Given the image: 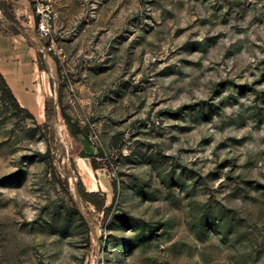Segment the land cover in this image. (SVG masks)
I'll return each instance as SVG.
<instances>
[{
	"label": "rangeland",
	"instance_id": "1",
	"mask_svg": "<svg viewBox=\"0 0 264 264\" xmlns=\"http://www.w3.org/2000/svg\"><path fill=\"white\" fill-rule=\"evenodd\" d=\"M51 4L56 118L0 76V264H264V0Z\"/></svg>",
	"mask_w": 264,
	"mask_h": 264
},
{
	"label": "crops",
	"instance_id": "2",
	"mask_svg": "<svg viewBox=\"0 0 264 264\" xmlns=\"http://www.w3.org/2000/svg\"><path fill=\"white\" fill-rule=\"evenodd\" d=\"M33 26L36 23L31 0H0V75L19 104L38 123H44L52 75L46 67L49 58L28 36ZM89 175L88 188L97 190L94 172L89 171Z\"/></svg>",
	"mask_w": 264,
	"mask_h": 264
},
{
	"label": "built area",
	"instance_id": "3",
	"mask_svg": "<svg viewBox=\"0 0 264 264\" xmlns=\"http://www.w3.org/2000/svg\"><path fill=\"white\" fill-rule=\"evenodd\" d=\"M34 12L37 16L36 29L42 39L49 41L47 44L39 45L38 49L43 52L54 51V14L51 0H31ZM94 143V142H93Z\"/></svg>",
	"mask_w": 264,
	"mask_h": 264
},
{
	"label": "trees",
	"instance_id": "4",
	"mask_svg": "<svg viewBox=\"0 0 264 264\" xmlns=\"http://www.w3.org/2000/svg\"><path fill=\"white\" fill-rule=\"evenodd\" d=\"M44 54V53H43ZM2 77V75H0ZM3 79V77H2ZM4 80V79H3ZM6 84V83H5ZM7 86V85H6ZM8 87V86H7ZM8 92H9V95L11 97V99L16 103V105L23 111H26L30 114V112L23 108L19 102L17 101V99L15 98V96L13 95L12 91L8 88ZM46 122H44L42 124V126L44 127H47L48 126V121L50 119H55L56 118V111L50 101V99L48 98L47 99V102H46ZM64 118L67 120V122L70 124L71 128H74L75 129V133H78L79 132V129L70 122V118L64 114ZM92 165L94 168H97L96 167V161L95 159H92ZM76 186H78L79 190H80V194L82 196V198L92 202L97 208L99 209H105V210H109L110 207H105V197L103 194H101L100 192H88L84 189L83 185H82V182L81 180H78L76 179ZM114 190L116 191V185H114Z\"/></svg>",
	"mask_w": 264,
	"mask_h": 264
}]
</instances>
